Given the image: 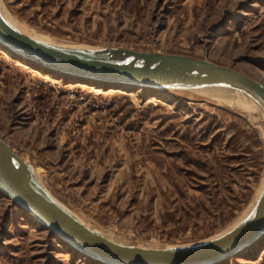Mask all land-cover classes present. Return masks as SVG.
<instances>
[{"label": "rangeland", "instance_id": "374dc122", "mask_svg": "<svg viewBox=\"0 0 264 264\" xmlns=\"http://www.w3.org/2000/svg\"><path fill=\"white\" fill-rule=\"evenodd\" d=\"M0 6L57 43L187 55L264 84V0ZM34 66L0 44V137L91 228L127 245H191L219 235L254 204L264 179V118L255 112L195 89L111 86L118 92L106 94L103 84L42 69L37 76ZM0 264L102 263L0 192ZM220 264H264V234Z\"/></svg>", "mask_w": 264, "mask_h": 264}, {"label": "water", "instance_id": "95a60500", "mask_svg": "<svg viewBox=\"0 0 264 264\" xmlns=\"http://www.w3.org/2000/svg\"><path fill=\"white\" fill-rule=\"evenodd\" d=\"M0 44L45 72L92 83L190 90L228 87L253 99L264 112V84L227 66L187 55L121 47L66 46L37 39L10 25L0 12ZM83 82V81H82ZM0 192L48 231L102 264H214L264 234V184L248 217L212 240L148 248L114 242L86 227L40 183L33 166L0 137Z\"/></svg>", "mask_w": 264, "mask_h": 264}, {"label": "bare ground", "instance_id": "6f19581e", "mask_svg": "<svg viewBox=\"0 0 264 264\" xmlns=\"http://www.w3.org/2000/svg\"><path fill=\"white\" fill-rule=\"evenodd\" d=\"M0 12L2 14V16L4 17V19L10 24L12 25L13 27H15L16 29L24 32V33H29V34H33L37 39L39 40H42V41H46V42H50V43H55V44H61V45H66V46H70V45H67V44H62V43H57L55 42L54 40H51L47 37H44V36H41L37 33H32L31 30H29L28 28H26L24 25H21L19 22H17L16 20L12 19L11 17H9L7 14H5L2 9H1V6H0ZM8 50V49H7ZM10 51V50H9ZM11 52V51H10ZM18 65H21L23 66L24 68H27L26 65H23L22 63L18 62L17 63ZM30 70V72L34 73L35 75L37 76H40L41 73L39 72V68H36V67H33V68H28ZM47 76V75H45ZM85 86V85H83ZM86 88H88L89 90L91 91H99L98 89L94 88L93 86H85ZM195 90H199L201 92H207L210 96L220 100V101H224V102H227L228 104H231V105H234L236 107H240V108H244L246 110H249V111H252V112H255L256 114H258L259 116H261L262 118H264V112L263 110L260 108V106L251 98H249L248 96H246L245 94H243L242 92L238 91V90H235V89H232V88H228V87H205V88H201V89H195ZM118 92V89L117 88H114V87H110L108 89H106L105 93L106 94H112V93H116ZM34 170V168H33ZM35 173V171H34ZM36 175V174H35ZM37 176V175H36ZM38 177V176H37ZM263 184H264V179H263V182H262V187H261V190L263 188ZM260 190V192H261ZM260 192L258 193V195L256 196L255 198V201H254V204H252L251 208L248 210V213H245L243 217H241L240 219L238 218V221L228 227L225 231H223L222 233H220L219 235L215 236L214 238H217L219 236H222L223 234L229 232L231 229H233L235 226H237L240 222H242L243 220H245L248 215L251 213L255 203H256V200L260 194ZM75 216V215H74ZM76 217V216H75ZM77 218V217H76ZM86 227L88 228H91L88 224H86L83 220H80ZM93 229V228H92ZM100 233H102L100 231ZM102 235L114 242H117L115 240H113L111 237H108V236H105L104 233H102ZM214 238H209L207 240H204V241H208V240H212ZM204 241H201V242H204ZM256 241H251L249 242L245 247H243L242 249H239L236 251V253L238 252H241L242 250H245L246 248H249V247H252L253 245L256 244ZM67 243V242H66ZM117 243H120V242H117ZM69 244V243H68ZM121 244H124V243H121ZM70 246H72L71 244H69ZM127 245V244H126ZM73 247V246H72ZM144 247V246H142ZM167 247H170V246H167ZM148 248H152V247H148ZM164 248V247H163ZM223 260H220L214 264H220Z\"/></svg>", "mask_w": 264, "mask_h": 264}, {"label": "trees", "instance_id": "16d2710c", "mask_svg": "<svg viewBox=\"0 0 264 264\" xmlns=\"http://www.w3.org/2000/svg\"><path fill=\"white\" fill-rule=\"evenodd\" d=\"M31 64V63H30ZM33 65V64H32ZM34 67H36V68H39L38 66H34ZM39 69H41V68H39ZM78 79V78H77ZM78 80H80V81H83V82H86V83H91V81H89V80H84V79H78ZM94 83V82H93Z\"/></svg>", "mask_w": 264, "mask_h": 264}]
</instances>
